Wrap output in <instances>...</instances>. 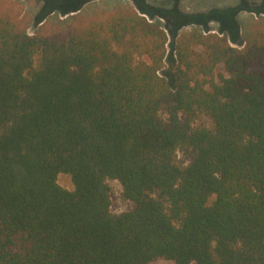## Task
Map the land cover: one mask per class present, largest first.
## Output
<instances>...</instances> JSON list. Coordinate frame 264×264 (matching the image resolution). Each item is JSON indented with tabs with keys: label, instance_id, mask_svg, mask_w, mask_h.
<instances>
[{
	"label": "trees",
	"instance_id": "obj_1",
	"mask_svg": "<svg viewBox=\"0 0 264 264\" xmlns=\"http://www.w3.org/2000/svg\"><path fill=\"white\" fill-rule=\"evenodd\" d=\"M58 22L0 13V264H264V17L179 35L168 75L129 5Z\"/></svg>",
	"mask_w": 264,
	"mask_h": 264
},
{
	"label": "rangeland",
	"instance_id": "obj_2",
	"mask_svg": "<svg viewBox=\"0 0 264 264\" xmlns=\"http://www.w3.org/2000/svg\"><path fill=\"white\" fill-rule=\"evenodd\" d=\"M118 5L133 7L166 31L165 73L170 69L173 43L179 35L187 32H221L231 44L241 46L256 20L264 17V0H0V13L11 14L25 24L29 33H34L43 22L51 27L73 14L87 16ZM57 182L65 189H73L69 175L59 174ZM107 182L112 212L129 210L132 204L124 199L119 182ZM150 264L174 263L159 259Z\"/></svg>",
	"mask_w": 264,
	"mask_h": 264
}]
</instances>
